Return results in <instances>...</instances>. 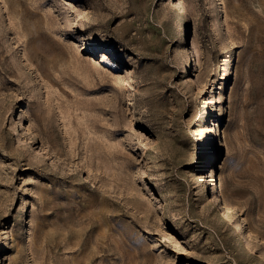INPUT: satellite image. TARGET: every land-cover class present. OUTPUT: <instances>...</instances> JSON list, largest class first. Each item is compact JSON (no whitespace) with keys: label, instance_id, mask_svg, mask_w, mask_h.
I'll list each match as a JSON object with an SVG mask.
<instances>
[{"label":"rangeland","instance_id":"1","mask_svg":"<svg viewBox=\"0 0 264 264\" xmlns=\"http://www.w3.org/2000/svg\"><path fill=\"white\" fill-rule=\"evenodd\" d=\"M174 2L0 0V264H264V0Z\"/></svg>","mask_w":264,"mask_h":264},{"label":"bare ground","instance_id":"2","mask_svg":"<svg viewBox=\"0 0 264 264\" xmlns=\"http://www.w3.org/2000/svg\"><path fill=\"white\" fill-rule=\"evenodd\" d=\"M184 5V2H183V0H175V2H174V8L175 9H179V13H181V14H183V8H182V6ZM183 17V16H182ZM180 19H181V16H180ZM195 42V40L193 39V43ZM102 57H103V61H104V59L105 58H108L107 57V54H106V52H102ZM229 60H230V58H229ZM230 62L231 61H229L227 64L229 65L230 64ZM108 63V62H107ZM188 63H189V65H192V62H191V60L189 59L188 60ZM220 131V132H219ZM219 131L217 132V135L215 134V135H213V137H212V144L210 145V147H212V145H214V144H218V143H220L223 147H224V142H223V137L225 136V135H223V131H221V129H219ZM215 152V149H213V147L211 148V154H209V155H211L212 156V154ZM208 155V157H210ZM207 157V156H206ZM210 176H211V178H214V171H213V169H212V171H211V174H209ZM220 177V176H219ZM213 182H215V181H213ZM220 185H221V183H220ZM213 188H212V192H213V196H214V198L215 199H219V196H218V186H217V183H213ZM222 212H223V218H225L226 220H228V222H231L232 221V217H231V215H230V213L228 212V209H227V207H226V204L224 203V202H222ZM20 212L23 214L22 215V217H21V220H27L28 219V217H25V214H26V212H27V207H26V204L25 203H23L22 205H21V210H20ZM221 214V213H220ZM243 223H234V224H237V226L242 230V228H243V226L245 225L244 224V220L242 221ZM244 238H245V242H246V248H248V247H250V249L252 250L251 252H252V254H254V255H257L258 253H259V251L257 250V246H255L254 244H252V242L250 241V239H249V237L247 236V234H246V232H244V236H243Z\"/></svg>","mask_w":264,"mask_h":264}]
</instances>
